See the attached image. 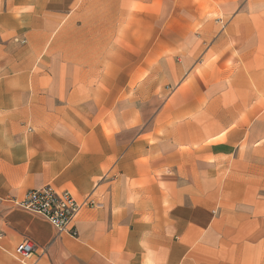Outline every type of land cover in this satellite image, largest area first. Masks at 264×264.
Instances as JSON below:
<instances>
[{"label":"crops","instance_id":"obj_1","mask_svg":"<svg viewBox=\"0 0 264 264\" xmlns=\"http://www.w3.org/2000/svg\"><path fill=\"white\" fill-rule=\"evenodd\" d=\"M50 186L77 238L5 200ZM264 264V0H0V264Z\"/></svg>","mask_w":264,"mask_h":264},{"label":"built area","instance_id":"obj_2","mask_svg":"<svg viewBox=\"0 0 264 264\" xmlns=\"http://www.w3.org/2000/svg\"><path fill=\"white\" fill-rule=\"evenodd\" d=\"M5 201L13 208L42 217L58 235L73 239L77 238L75 221L81 209L98 206L90 196L78 202L68 191H57L50 186L27 191L21 199L7 198ZM38 249L33 242L25 240L15 247L14 257L26 264Z\"/></svg>","mask_w":264,"mask_h":264}]
</instances>
